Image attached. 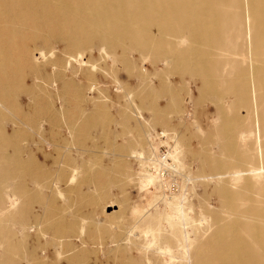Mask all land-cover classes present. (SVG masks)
Listing matches in <instances>:
<instances>
[{
  "label": "rangeland",
  "instance_id": "1",
  "mask_svg": "<svg viewBox=\"0 0 264 264\" xmlns=\"http://www.w3.org/2000/svg\"><path fill=\"white\" fill-rule=\"evenodd\" d=\"M133 2L139 4L137 0ZM234 7L231 8L230 4L228 6L218 4L219 11L207 24L210 30L214 27L211 31H216L213 40L216 51L212 53L217 56L213 59L204 57L202 61L207 63L203 66L196 62L189 64L186 61L188 66L185 73L174 68L176 61L178 63L179 60L175 58L172 60L168 54L155 59L161 43H158L153 35L145 43L142 38L130 43L126 41L134 49L131 53L127 48L121 51L123 59H129L126 66L112 61L111 54L116 51L114 48L108 44L100 46L102 44H99L98 40L100 42L101 39L94 38L95 40L91 42L95 46H89L81 51L85 55L79 54L80 60L85 62L88 59L91 66L77 60L63 65L62 70H55L49 61H55L54 57L57 61L61 54L62 57L58 60H64L62 63L65 64L68 62L67 58L74 53L75 56L77 52L71 51L66 43L60 41L51 42L47 45L48 48L39 42L35 43L36 49L38 47V50L40 49L38 51L40 55L36 57L35 62L39 69L51 78L46 84L48 102L45 106H49L50 113H61L62 122L64 121L59 129L47 127L46 131L45 127L42 132L45 137L47 136L48 142L52 138L62 140V153L71 159V164H74L70 167V162L65 160L61 163L64 168L60 165L62 167L60 169V162L57 163L60 159L56 160L50 143L34 148V159L52 170L48 184L51 185L53 192L45 190V193H42V198L48 203L45 200L44 205L34 202L31 207L32 219H29V226L32 224L33 226L30 231L38 229L39 232H35L34 235L29 231L28 240L26 239L29 250L38 246L35 248L36 253L38 252L36 255L42 256L41 261L46 255H59L57 256L59 264H162L170 259L171 264H183L190 255L187 253L183 256L179 245L173 243V251L170 254H156L149 244L152 241L144 234L146 219L153 215L161 217L162 212H166V200H171L173 194L180 196L182 212L194 221L191 227H196L201 223L204 225V221L200 222L204 215L218 219L228 217L227 212L230 210L238 212L247 209L250 205L248 195L260 193L261 185L245 187L254 183L250 181L249 176L244 175L243 180L235 185L225 176L235 170L246 171L249 165L245 152L248 148L254 146L257 148L261 141L264 143V126L263 128L259 126L260 133L258 130L264 91H255V84L247 78L246 65L240 61L239 54L245 52L246 40L241 23H235L234 26L231 19V15H240L239 21L243 22L242 5ZM257 9L264 12V7L258 6ZM98 18L93 29L103 32L104 22ZM122 39L124 41V38ZM195 40L197 45L192 43L194 50L195 48L202 50L204 42L201 38ZM96 46L98 50L94 51L97 49ZM59 49L65 51L61 52ZM43 51L45 53H42ZM50 53L58 56L51 57ZM86 55L88 58L85 60ZM257 55L259 63H255V66L263 68L264 54L259 52ZM189 59L195 61L194 52L189 55ZM171 60L173 67L168 69L164 66L165 61L170 63ZM21 66L23 71H27L26 65ZM24 80L27 88H33L34 82L29 76H25ZM64 82L68 84L72 82L74 89L62 85ZM244 82L247 84L245 105L238 93L244 92L242 86ZM79 91L81 96L77 95ZM18 103L23 111H27L30 104L34 105L24 95L18 98ZM82 112L91 114L99 120L101 116H108L112 123L108 127L97 126L92 128L93 130L89 129L86 134L76 133L74 136L71 134L75 132L74 129L69 130L68 125L64 123H68V118L72 116L79 117ZM74 125L77 126L76 123ZM10 130L11 126L8 125L7 132L10 133ZM239 135L250 138L243 144ZM75 138L81 139L80 147L72 145ZM174 150L179 157L178 164L169 156L175 152ZM46 154L48 157L44 159ZM156 157L162 160L168 158L170 168L166 165L164 167L167 168L164 169L162 166L163 168L156 170L157 166L155 168L154 163ZM241 157L244 161L237 162ZM260 160L261 157L257 166L262 165ZM74 170V174L77 173L75 183L67 185L66 182L69 180L67 177H70ZM157 171L158 174L160 172V179H163V186L159 182ZM60 174L63 175H61L63 180L60 179ZM150 177L156 179L154 186L147 183ZM218 177L222 180L216 184ZM221 184H226L227 189L220 190L218 185ZM55 191L63 197L58 196ZM46 196L48 198H45ZM258 206L264 208V204ZM42 210L46 211L47 215L41 214ZM172 211H175L173 207ZM141 212L143 214L140 215ZM161 219L162 228L166 229L167 222L162 217ZM72 223H76V235H82V240L78 235L79 242L76 244V250H73L76 252L72 253L74 255L71 254L72 250L65 249L59 243L60 237L66 235V230ZM77 228H81L82 231H78ZM187 228L190 229L189 226ZM52 230L58 232L53 233ZM214 233L215 230L209 233L201 231L198 235L199 239L203 238L201 245H206ZM52 242H55L54 245ZM81 243L84 245L80 246ZM42 250L44 254L41 255ZM183 250L186 251L187 247ZM58 251L67 256H60Z\"/></svg>",
  "mask_w": 264,
  "mask_h": 264
},
{
  "label": "bare ground",
  "instance_id": "2",
  "mask_svg": "<svg viewBox=\"0 0 264 264\" xmlns=\"http://www.w3.org/2000/svg\"><path fill=\"white\" fill-rule=\"evenodd\" d=\"M133 1L134 0H0V264H59V255H57L58 257L46 255L47 258L44 256L45 259L41 261L40 258L42 256L40 257L39 255V257H37L38 255H36L38 252L36 253L35 248H38V246L36 245L37 247L29 250L26 244L27 233L30 231L31 226H33V224L29 226V219H32V204L34 202L40 205L46 204L44 200H47L42 198V193L45 190L50 191V193L53 192L51 185L48 184V177L52 175V170L50 171V168L34 159V148L40 147L42 144L50 143L51 145L49 146H51L56 160L60 159V161H57V163L60 162L59 167L62 166L61 163L65 160L71 164V159L62 153V140L52 138L50 142H48V140L46 141L47 136L45 137L42 132L45 127L59 129V126L64 121L62 122L63 116L61 113H50L48 110L49 106H45L48 102V97H46L48 88L46 84L49 83L51 78L46 73H43L41 71L42 69L40 70L38 64L35 62L36 57L40 55L38 53L40 49L38 50L39 47L36 49L35 43L39 42L40 45L48 48L47 45H50L51 42L54 41V43H57L55 41H60L66 43L68 49L71 51L77 52L75 56V53L73 54L75 58H73V60H71L73 56L68 55V62L66 61L67 63L65 64L62 63L64 60H58L61 55L60 52L59 57H57V54L54 55V53H50L51 57L56 56L58 58L57 61L55 57V61H49L50 65H52L55 70H62L63 65L66 66L71 61L77 60L82 64L91 66V62L88 61V59L86 60L88 55H86V57L84 56L86 61L82 62L79 54L81 56V51L89 46H95L91 42L95 40L94 38L101 39L100 42L98 40V43L102 44L100 46L108 44L114 48L116 51L114 50L115 53L111 54L112 61L116 64L126 66L129 59H123L121 51H124L126 48L129 53L134 51L131 45L127 44L126 41L130 43L142 38L145 43L147 39L153 35V37L157 38L158 43H161L155 55V59H159L164 54H168L171 56L170 58L172 60L174 58L179 60L178 63L176 61L174 68L181 73H185L188 66L186 61H188L189 64L196 62L198 65L203 66L207 63L206 61H202L204 57L207 56L213 59L217 56L212 53V51H216V46L213 44L216 31H211L214 27L210 30L207 24L214 19L219 11L218 4L224 6L230 4L231 8H235L234 5H242L243 22L239 21L240 15H231L233 25L236 26L235 23H241V26L244 28L246 50L244 53L239 54V58L241 63L243 62L242 64L246 65L247 78L255 84V91H264V67L257 68V66H255V63H259V55H257V53L261 52V54H264V12H260L257 9L258 6L264 7V0H137L139 4H135ZM97 18L104 22L103 26H105V29L103 32H97L93 29ZM215 21L218 20L215 19ZM122 38H124V41ZM197 38H201L204 42L202 44L204 46L202 49L203 51L197 48L194 50L192 43L194 42L196 44L197 40L195 39ZM32 42H34V44H31ZM60 42L59 44L61 45L62 43ZM56 46L55 44L54 47ZM97 46L101 49L99 45ZM97 50L98 48L94 51ZM45 51L42 53H45ZM193 52L195 61L189 59V55ZM50 54L48 55L50 56ZM45 55H43V58ZM82 55L85 54L82 53ZM142 58H144V56H142ZM64 59L66 60L65 57ZM172 60L170 63L165 61L164 66L168 69L172 68ZM21 65H26L27 71H23L24 69H22ZM25 76H29L33 80V88H27L24 85ZM59 81L61 82L60 79ZM63 84L74 89L72 82H69V84L64 82L62 85ZM242 86L244 92L238 91V93L239 98L245 105L247 102L245 91L247 84L244 82ZM21 95L26 96L27 99L34 104L33 106L30 104L27 111H23L18 103V98ZM77 95L81 96V92H77ZM262 96L264 99V93ZM74 123H76L78 127L74 125ZM111 123L112 120L108 116H101L99 120V118L91 114L82 112L79 117L72 116L68 118V123H64V125H68L71 131L74 129L75 132H71V134L75 136L76 133L82 135L86 134L89 129L94 127L97 128V126L108 127ZM8 125L11 126L10 133L7 132ZM259 126L261 128L264 126V102L260 108L258 119V130L260 133ZM48 128L46 131H48ZM239 137L243 141V144L250 138V136L245 137L244 135H239ZM34 138L37 139L34 140ZM80 140L81 139L78 138L73 139L72 145L74 147L79 146ZM245 154L247 155V164L249 165L247 170H235L225 174V176L229 177V182L234 183V185L240 183L244 175L249 176L250 181L254 182L253 184L245 186L246 188H251L252 185H261L260 193L248 195L247 200L250 205L247 209L238 212L230 210L227 212L228 217H220L218 219L211 215H204L200 219V222L204 221V225L201 223L200 225L198 224L199 226L191 227L194 221H192L185 212H182L180 196L173 194L171 200L165 199L166 212H162L161 214V217L167 222L166 229L162 228L160 222L162 219L159 215L150 216L145 221L146 227L144 234L152 241H150L151 243L149 244H151V247L154 249V253H163L164 255L165 253L170 254L173 251V243H176L182 248L181 251H183V253L181 254H183V256L187 253L190 255H188L189 258L185 260L183 264H216V262L219 264H264V208L262 209L258 206L264 204V185H262L264 182V143L261 141L257 148L255 146L251 149L248 148ZM177 155L176 151L169 154L176 163L179 158ZM47 157L48 154L44 155V159ZM259 157H261L260 161H262L261 166H257ZM156 158V162H154L155 168L157 166L156 170L169 164V162L167 163L168 158L165 160L159 157ZM243 161L244 158L241 157L237 162ZM64 164L66 165V162ZM70 164L69 166L73 167L72 165L74 164ZM169 166L170 165L167 167ZM223 166L222 164L221 168H223ZM62 167L60 169H62ZM167 167H164V169ZM70 170H72V168ZM74 172L75 170L72 171V173L70 172L71 176L67 177L69 178L66 182L67 185H71L75 181V175H77V173L74 174ZM62 173L64 174L65 172ZM159 174L157 171L159 182L163 186V179H160L161 177ZM61 175L62 174L59 176L60 179L63 176ZM210 179L212 180L213 178ZM148 180L147 183L149 185L154 186L156 184V179L150 177ZM220 180H222V178L218 177L215 183L219 184ZM218 186L221 188L220 190L227 189L226 184ZM60 197L63 196L60 195ZM45 198L48 197L46 196ZM44 207L46 208V206ZM172 207L175 210L174 212L172 211ZM37 208L40 207L37 206ZM45 212L42 210L41 214ZM142 212L140 215L143 214ZM45 215L47 214L45 213ZM61 219L63 221V217ZM36 220L38 221L39 219ZM75 224L72 223L68 226L66 235L60 237L61 239L59 241L60 245H63L65 249L72 250L71 254L74 253L73 250H76V244L79 242V234L76 235ZM10 226L12 227L11 229ZM187 226H189V230ZM82 227L83 226H81V228ZM81 228H77V230L82 231ZM185 228H187V230H185ZM212 230H215L214 235L208 239L209 241L206 245L202 246L201 242L203 238L199 239L198 235H200L201 231L209 233V231ZM35 232H39L38 229L31 233L36 235ZM60 233H58V236ZM30 236L31 234L29 237ZM52 236H54V234ZM42 241L43 240H41V242ZM54 243L52 245H54ZM82 243L80 246L84 245ZM46 244L47 243H45L44 246H46ZM147 246L148 245H146V247ZM185 247H187L186 251L183 250ZM40 253L41 255L44 254L43 250ZM57 253H59L60 256L66 255L63 254V252L61 254L59 251ZM62 258H64V256ZM72 259L71 260L74 261V257H72ZM161 259H163V257ZM170 261L165 263L163 260L164 263L162 264H171Z\"/></svg>",
  "mask_w": 264,
  "mask_h": 264
}]
</instances>
